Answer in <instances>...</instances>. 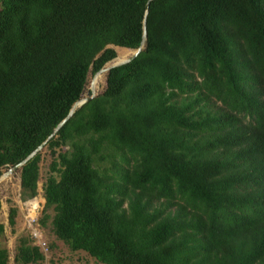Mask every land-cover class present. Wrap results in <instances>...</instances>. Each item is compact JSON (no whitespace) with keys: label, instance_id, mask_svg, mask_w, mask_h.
I'll list each match as a JSON object with an SVG mask.
<instances>
[{"label":"trees","instance_id":"trees-1","mask_svg":"<svg viewBox=\"0 0 264 264\" xmlns=\"http://www.w3.org/2000/svg\"><path fill=\"white\" fill-rule=\"evenodd\" d=\"M146 1L0 0V168L51 134L109 45L140 44L144 18L142 50L42 147L57 178L38 223L51 209L54 236L101 264H264V0ZM14 250L43 259L28 235Z\"/></svg>","mask_w":264,"mask_h":264},{"label":"rangeland","instance_id":"rangeland-1","mask_svg":"<svg viewBox=\"0 0 264 264\" xmlns=\"http://www.w3.org/2000/svg\"><path fill=\"white\" fill-rule=\"evenodd\" d=\"M119 49H124L120 50L121 52L129 50L122 47H114L116 58ZM126 53L128 57L130 50ZM92 80L93 74L88 71L81 96L89 94L88 89ZM104 87L105 76L104 80L99 83L96 92H101ZM50 161L51 157L48 150L42 149L38 161V180L35 195L32 197L22 194L18 170L13 171L4 180L0 181V247L7 250L6 264H14V247L16 238L19 235H28L31 243L37 245L43 255V259L40 262L31 264H101L84 251H71L61 240L54 236L50 226V216L53 213L51 209L46 211L48 217L44 220V226L38 223L44 203L42 191L45 181L49 176L57 178L56 172L50 170ZM8 168H0V173H3ZM10 207L15 209L12 226L8 224V210Z\"/></svg>","mask_w":264,"mask_h":264},{"label":"water","instance_id":"water-1","mask_svg":"<svg viewBox=\"0 0 264 264\" xmlns=\"http://www.w3.org/2000/svg\"><path fill=\"white\" fill-rule=\"evenodd\" d=\"M151 0H147L145 3V11H144V15L146 14V8L148 6V3ZM144 18L142 21V35H141V42L140 44L135 48V49H129L130 50V55L124 59L118 60V61H113L112 58L110 61L106 62L100 69H98L94 74H93V78H95L96 76H98L103 70L107 71L113 67H117L120 66L122 64H125L127 62H129L131 59H133L143 48V42L145 39V26H144ZM109 47H112L114 49L113 45H109ZM127 49V48H126ZM89 94L87 96H81L78 100L74 101L72 103V105L70 106L66 116L61 119L56 126L53 128L51 134L48 135V137L42 142L40 143L35 149H33L30 153H28L22 160H20L18 163H16L15 165L9 167L6 171H4L3 173L0 174V181L4 180L9 174H11L13 171H17L19 172L20 168L29 160L31 159L37 152H39L42 147H44V144L46 142L47 139H49L53 133H55L62 125L63 123L73 114V112L80 108L83 104H85L87 101H89L90 99L94 98L98 93L96 92V90L94 89L93 83H90L89 85V89H88ZM44 202V199H43Z\"/></svg>","mask_w":264,"mask_h":264},{"label":"bare ground","instance_id":"bare-ground-1","mask_svg":"<svg viewBox=\"0 0 264 264\" xmlns=\"http://www.w3.org/2000/svg\"><path fill=\"white\" fill-rule=\"evenodd\" d=\"M120 50H124V49H119V52H118V54H117V58L115 57L114 59H113V61H118V60H121V59H124V58H126L127 56H126V52H128L129 50H125L124 52L126 53H124V52H121ZM105 74H106V71L105 70H103L98 76H96L95 78H93V80L91 81V83H93V86H94V89L95 90H97V87H98V85H99V83L102 81V80H104V76H105Z\"/></svg>","mask_w":264,"mask_h":264}]
</instances>
